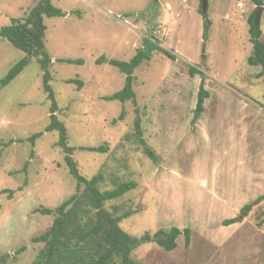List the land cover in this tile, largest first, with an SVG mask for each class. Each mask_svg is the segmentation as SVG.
<instances>
[{
	"label": "rangeland",
	"instance_id": "374dc122",
	"mask_svg": "<svg viewBox=\"0 0 264 264\" xmlns=\"http://www.w3.org/2000/svg\"><path fill=\"white\" fill-rule=\"evenodd\" d=\"M37 1L0 0V27L11 17L23 18ZM51 1L66 14L44 17L50 85L80 173L89 178L101 171V189L116 179L136 182L105 203L117 214L134 210L119 222L127 233L140 237L171 226L190 229L189 243L181 234L171 251L154 241L141 243L131 252L136 263L264 264V201L240 222L222 224L264 194V77L257 75L259 66L246 62L256 5L207 0L211 24L204 40L201 0ZM257 26L264 41V5ZM146 36L175 56L154 50L133 72L143 137L155 160L130 136L134 103L103 99L122 88L124 73L95 63L100 56L130 59ZM23 56L0 38V78ZM189 66L198 73L191 75ZM68 78L80 80V89L65 82ZM201 82L208 96L194 119ZM49 105L35 58L0 90V254L10 253L7 264H30L43 245L32 238L54 218L37 209H53L76 191L56 145L57 131H44ZM122 109L123 119L112 123ZM35 132L42 134L29 141ZM99 145L107 150L80 149ZM3 189L14 192L9 197Z\"/></svg>",
	"mask_w": 264,
	"mask_h": 264
},
{
	"label": "trees",
	"instance_id": "16d2710c",
	"mask_svg": "<svg viewBox=\"0 0 264 264\" xmlns=\"http://www.w3.org/2000/svg\"><path fill=\"white\" fill-rule=\"evenodd\" d=\"M250 1L256 6L264 5V0ZM198 11L203 18L202 38L206 40L211 21L206 12H202L201 6ZM254 13L255 10L251 13L249 19L248 33L251 51L246 58V62L248 65L259 66L260 70L257 75L264 77V41L261 39V29L254 22ZM65 14L66 12L54 5L51 0H38L23 18H11L8 24L0 27V38L7 39L14 47L24 52V56L13 63L5 75L0 78V90L20 74L33 58L37 60L42 71L43 91L50 101L49 122L44 131H57L56 145L62 149L64 162L69 169V173L76 180L75 193L58 206L53 209L47 207L37 209L43 214H53L54 218L44 232L32 238L33 241L42 242L43 245L30 264H137L131 256V252L143 242L154 241L164 250L171 251L177 245V237L183 234L187 245L190 239V229L188 227L179 229L176 226H171L168 230L159 228L153 234L146 231L140 237L124 231L120 227L119 222L121 219L133 214L134 210H123L120 214H117L115 207L107 208L105 203L117 199L133 189L136 186V182L116 179L112 180V187L101 189L100 185L104 180V174L99 171L87 178L80 173L76 161L72 158L71 154L74 148L68 144L67 128L56 115L58 106L50 85L52 79L49 71L51 57L44 43L46 29L44 17L64 16ZM149 38L153 39V41ZM203 48L204 44L202 45ZM154 50H158L166 57L175 60L174 54L160 46L158 41L150 36L143 38L141 46L126 61L105 56L95 59L96 64L109 63L124 73L122 88L112 94L103 96V99H117L121 102L130 100L134 103L133 131L130 136L151 160L156 159V154L143 137L141 117L133 90V72L142 62L150 59ZM58 60L67 63H82L79 58H59ZM189 72L193 75L198 73V70L193 66H189ZM65 82L76 83L78 89L82 85V82L76 78L65 79ZM202 84L203 82L200 83L197 92L193 111L194 119H197L203 112L204 100L208 96V92L204 90ZM123 117L124 110L122 109L118 117L112 120V123L117 119H123ZM41 134L42 132H35L27 139L32 142ZM80 149L102 153L107 150V147L104 145L81 146ZM1 192H7V195L11 197L14 190L3 189ZM261 201H264V194H260L251 202L244 204L237 215L224 219L222 224L229 225L240 222L249 213L252 206ZM20 249L22 247L18 250ZM9 256L10 253L0 254V263L7 264Z\"/></svg>",
	"mask_w": 264,
	"mask_h": 264
},
{
	"label": "water",
	"instance_id": "95a60500",
	"mask_svg": "<svg viewBox=\"0 0 264 264\" xmlns=\"http://www.w3.org/2000/svg\"><path fill=\"white\" fill-rule=\"evenodd\" d=\"M207 0H201V10L202 12H206ZM263 9V5L256 6L255 13H254V22L257 25L260 11Z\"/></svg>",
	"mask_w": 264,
	"mask_h": 264
},
{
	"label": "crops",
	"instance_id": "0c3cea01",
	"mask_svg": "<svg viewBox=\"0 0 264 264\" xmlns=\"http://www.w3.org/2000/svg\"><path fill=\"white\" fill-rule=\"evenodd\" d=\"M11 18H18V17H11Z\"/></svg>",
	"mask_w": 264,
	"mask_h": 264
}]
</instances>
